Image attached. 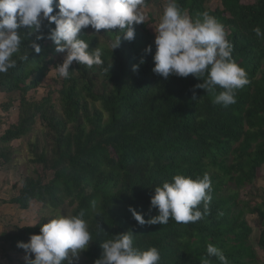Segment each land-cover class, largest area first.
<instances>
[{"label":"trees","instance_id":"obj_1","mask_svg":"<svg viewBox=\"0 0 264 264\" xmlns=\"http://www.w3.org/2000/svg\"><path fill=\"white\" fill-rule=\"evenodd\" d=\"M152 2L146 0L144 8ZM206 3L178 0L193 19L208 12L224 25L232 56L246 70L249 83L236 90V103L227 107L213 102L223 91L219 86L212 93L196 87L206 74L201 79L192 74L165 79L153 71L156 46L148 36L153 20L135 25V38L121 37L115 49L118 31L82 29L90 49H101L103 65L90 68L74 61L69 78L50 80L61 86L59 110L51 94L31 101L29 94L43 85L51 68L57 69L56 58L65 53L57 52L47 38L54 23L45 21L40 32L18 30L22 43L12 57L16 67L0 73V94L7 97L1 111L12 109L11 96L19 102L18 121L0 136V168L14 159L10 145L29 136L38 121L44 144L29 145L33 175L7 203L20 211L41 205L34 225L1 233L8 263L32 264L35 254L18 242H29L52 218L83 211L92 239L64 264H95L103 255L101 244L129 230L136 247L159 249L160 264H201L205 258L221 264L208 256L209 243L223 251L228 264H261L264 201L250 200L247 189L264 178V38L253 31L258 26L264 32V0H221L214 10ZM41 34L45 38L37 40ZM33 41L41 45L39 54L31 48ZM149 46L151 53L146 52ZM205 173L211 178L212 200L202 219L184 224L170 217L167 224L141 225L129 211L134 207L147 221L159 214L151 207L155 187L172 182L177 174L197 179ZM198 207L203 213V203ZM248 216L262 222L257 248L251 243L254 230Z\"/></svg>","mask_w":264,"mask_h":264},{"label":"clouds","instance_id":"obj_2","mask_svg":"<svg viewBox=\"0 0 264 264\" xmlns=\"http://www.w3.org/2000/svg\"><path fill=\"white\" fill-rule=\"evenodd\" d=\"M145 3L146 0H0V73L16 67L12 57L22 43L18 30L26 27L30 32H40L45 21L49 26L55 24L47 38L54 42L57 52L66 53L63 63L56 66L61 77H70L69 69L74 61L90 68L103 65L101 49H90L89 43L81 38L82 29L91 26L96 34L102 29L118 31L121 34L112 45L115 49L120 46L121 37L128 41L135 38L134 26L147 19L143 11ZM54 9H58L55 14ZM155 31V73L165 79L170 75L186 78L190 74L201 79L206 74L197 88L212 93L219 86L223 91L215 95L213 102L225 107L236 103V90L249 80L246 70L232 56L233 44L227 39L223 24L208 12L193 19L182 11L178 0H168ZM253 31L257 37L264 38L260 27ZM44 38L43 34L37 36V40ZM31 48L37 54L42 51L36 41ZM146 52L151 53L152 47ZM137 69L138 66H134V70ZM211 193L208 173L197 179L177 174L172 182L155 187L151 207L158 209V215L146 221L134 207L130 206L129 211L141 225L167 224L170 217L177 223H194L209 211ZM201 203L203 213L198 207ZM92 207L95 208L94 201ZM83 217L81 211L78 215L52 218L41 226L40 234H33L29 242H18V247L35 254L32 264H64L70 255L76 257L86 249L92 239L88 222ZM134 239L131 230L107 239L101 244L102 258L95 264H160L158 248L142 250L135 246ZM207 254L217 257L221 264H228L223 251L211 243L207 245ZM68 264L72 261L68 260ZM201 264L210 262L205 258Z\"/></svg>","mask_w":264,"mask_h":264},{"label":"rangeland","instance_id":"obj_3","mask_svg":"<svg viewBox=\"0 0 264 264\" xmlns=\"http://www.w3.org/2000/svg\"><path fill=\"white\" fill-rule=\"evenodd\" d=\"M254 1L255 0H245L248 4L253 3ZM167 2L168 0H153V2L147 7L143 8V11L147 16L145 22L149 23L150 20H153V23L149 24L148 36L149 39L154 42L156 37L155 29L158 28ZM220 5L221 0H207L206 3V7L212 10L220 7ZM65 55L66 53L56 58L58 65L63 63ZM57 72V69L51 68L43 85L36 92L29 94L31 101H41L51 94L52 103L59 110V96L57 92L61 86L55 83L61 82L62 77L58 76ZM50 80H54L55 83H52ZM6 98L7 97L4 94H0V103L5 102ZM10 98L14 101V105L9 113H3L0 109V136L10 125L15 124L18 121V97L13 95ZM34 142L44 144L42 127L39 121L29 136L15 141L10 145L15 151L14 159L9 165L0 168V232H4V230L11 231L14 226H21L24 223L34 225L38 220L41 205L34 203L28 211H20L17 207L7 204L12 198L18 195L24 179L33 175V165L30 163L31 155L29 152V145ZM247 190L250 200H254L258 203L264 201V178L255 181L254 188H248ZM246 219L254 230L251 243L257 248L262 231V222L258 221L256 216H248ZM1 246L2 249H0V255L2 254L3 256L0 258V264H21L16 263L18 261L15 262L14 260H10V263H8V260L4 259V253H9L8 249L6 246L5 249L3 245ZM20 259L22 260L20 262L26 261L25 256H21ZM261 264H264V258L261 260Z\"/></svg>","mask_w":264,"mask_h":264},{"label":"crops","instance_id":"obj_4","mask_svg":"<svg viewBox=\"0 0 264 264\" xmlns=\"http://www.w3.org/2000/svg\"><path fill=\"white\" fill-rule=\"evenodd\" d=\"M1 233H2V232H0V235H1ZM0 244H1V243H0ZM1 245H3V244H1ZM1 245H0V247H1L0 249H2V246H1ZM3 246H4V245H3ZM1 256H3V255L1 254V255H0V258H1Z\"/></svg>","mask_w":264,"mask_h":264}]
</instances>
